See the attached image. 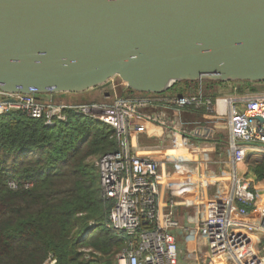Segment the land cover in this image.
I'll return each mask as SVG.
<instances>
[{
	"label": "water",
	"instance_id": "obj_1",
	"mask_svg": "<svg viewBox=\"0 0 264 264\" xmlns=\"http://www.w3.org/2000/svg\"><path fill=\"white\" fill-rule=\"evenodd\" d=\"M114 78L139 93L185 81L264 93V0H0L1 92L82 93Z\"/></svg>",
	"mask_w": 264,
	"mask_h": 264
},
{
	"label": "built area",
	"instance_id": "obj_2",
	"mask_svg": "<svg viewBox=\"0 0 264 264\" xmlns=\"http://www.w3.org/2000/svg\"><path fill=\"white\" fill-rule=\"evenodd\" d=\"M152 103L150 96L141 94L115 96L109 103L68 104L41 100L35 88L28 94L8 95L0 91V114L20 109L32 118H43L46 125H54L66 119L65 109H72L114 129L116 150L100 155L96 166L101 194L114 202L106 226L126 236V246L117 257L124 264H179L180 249L172 232L175 229H182L190 245L199 237L203 238L211 260L264 264V201L255 202L248 168L243 174L236 169L245 164L251 154L264 155V93L245 94L241 90L224 98L223 118L216 116L218 109L211 97L188 94L171 101L176 107H201L212 114L216 122L224 120L231 153L229 190L214 197L206 194L198 220L185 227L162 205L159 189L162 176L157 161L136 153L127 155L126 126L128 132L130 129L143 132L145 118L139 114V109ZM154 119L164 123L163 117L154 116ZM136 120L141 123L135 124ZM172 133L175 135L174 131ZM173 163L174 167H180L176 160ZM162 185L169 187L166 180ZM9 186L15 188L16 185L10 182ZM186 252L196 257L193 246ZM41 264L59 263L49 254Z\"/></svg>",
	"mask_w": 264,
	"mask_h": 264
},
{
	"label": "trees",
	"instance_id": "obj_3",
	"mask_svg": "<svg viewBox=\"0 0 264 264\" xmlns=\"http://www.w3.org/2000/svg\"><path fill=\"white\" fill-rule=\"evenodd\" d=\"M127 92L164 102L162 93ZM63 112L54 125L20 109L0 114V264H41L49 254L59 264H114L126 246L106 226L114 202L102 196L95 164L116 150L114 129ZM252 169L264 181V156Z\"/></svg>",
	"mask_w": 264,
	"mask_h": 264
},
{
	"label": "crops",
	"instance_id": "obj_4",
	"mask_svg": "<svg viewBox=\"0 0 264 264\" xmlns=\"http://www.w3.org/2000/svg\"><path fill=\"white\" fill-rule=\"evenodd\" d=\"M113 83L114 80H110L104 85L85 92L60 95L62 97L57 94H49L41 95L38 98L41 100L53 99L58 103L62 101L68 104L109 103L111 100H106L110 98V93L115 92ZM246 86L247 84L244 83L242 87L236 88L234 82L185 81L176 83L162 93L163 103L158 104L152 100V105L139 109V114L145 118V130L137 132L130 129L128 132L130 153L144 155L157 161L158 172L162 176L159 184L162 205L165 210L172 211L174 217L183 227L193 225L198 220L202 212L204 202L202 200L206 194L214 197L229 190L232 163L228 147V130L224 120L216 122L215 117L206 113L201 107H176L171 101L176 97L188 94L211 97L218 109L219 114L216 116L223 118L224 98L231 96L228 91L233 90L234 93H239V90ZM198 109L199 111L196 112ZM154 116L163 117L164 123L156 119L153 120ZM137 123L141 122L136 120L135 124ZM221 129L226 130V137L219 133ZM172 131L175 132V135ZM216 134L223 139H216ZM263 156L261 153L251 154L248 167H244L242 164L236 168L239 174H243L248 168L247 176L251 180V191L254 193L256 203L264 201V181L256 178L252 167ZM173 160H176L180 167H174ZM239 167L241 170H238ZM165 180L169 183V187L162 185ZM249 210L253 211V208L250 207ZM112 231L114 232V230ZM172 232L180 249L179 264H233L231 260L225 263L219 259L211 260L208 257V246L203 238L199 237L195 243L190 245L187 243L182 229H175ZM190 246H193L197 251L195 258L188 256V252H186ZM114 262V264H124L118 258Z\"/></svg>",
	"mask_w": 264,
	"mask_h": 264
},
{
	"label": "rangeland",
	"instance_id": "obj_5",
	"mask_svg": "<svg viewBox=\"0 0 264 264\" xmlns=\"http://www.w3.org/2000/svg\"><path fill=\"white\" fill-rule=\"evenodd\" d=\"M113 80H114V83L113 84L115 85V87H113V91H115V92H113V94L110 93V95H109L110 98L108 100H106V101L112 100V98L115 97V96H125V95H129L128 92H127L128 89L125 87V85H123L121 83V81L118 78H114ZM57 95L59 97H62L60 95H65V94L64 93H61V94H57ZM224 124H225V122H224ZM219 133L223 137H226V134H225L226 133V130L221 129ZM215 137H216V139L219 138L218 140L223 139L222 137L220 138L218 134H216ZM250 158H247V160H246V162L244 164V167H248V162L250 161L249 160ZM97 160H98V158L95 160V164H96ZM238 170H241L240 167H239ZM84 251H85V253L88 252L87 250H84Z\"/></svg>",
	"mask_w": 264,
	"mask_h": 264
}]
</instances>
